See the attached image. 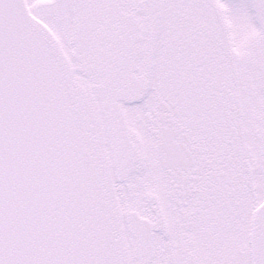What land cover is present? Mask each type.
I'll return each instance as SVG.
<instances>
[{
    "label": "snow or ice",
    "instance_id": "obj_1",
    "mask_svg": "<svg viewBox=\"0 0 264 264\" xmlns=\"http://www.w3.org/2000/svg\"><path fill=\"white\" fill-rule=\"evenodd\" d=\"M0 264H264V0H0Z\"/></svg>",
    "mask_w": 264,
    "mask_h": 264
}]
</instances>
